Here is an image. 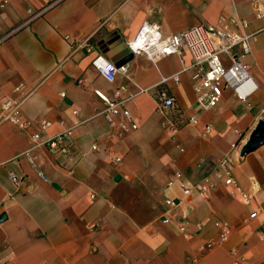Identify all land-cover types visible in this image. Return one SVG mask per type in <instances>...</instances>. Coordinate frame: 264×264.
Returning <instances> with one entry per match:
<instances>
[{
	"label": "crops",
	"instance_id": "obj_1",
	"mask_svg": "<svg viewBox=\"0 0 264 264\" xmlns=\"http://www.w3.org/2000/svg\"><path fill=\"white\" fill-rule=\"evenodd\" d=\"M255 9V0H0V104L23 98L22 117L32 122L20 131L0 121V264L264 263V144L239 155L264 118V23ZM233 18L247 19L246 30L256 32L241 57L256 85L244 101L226 88L214 107L198 109L192 70L182 71L191 62L187 53L156 62L134 55L111 82L91 65L102 53L97 42L115 31L127 44L144 21L168 34L197 24L237 29ZM119 87L135 129L102 113L95 90ZM161 88L181 113L178 127L166 125L175 110L159 106ZM41 118L50 121L44 129ZM68 127L72 173L71 162L32 139L34 132L46 139ZM155 128L160 136L149 141ZM225 154L248 200L224 183ZM11 172L22 177L18 186ZM205 178L212 186L202 195L183 193L181 184L194 188ZM132 187L147 189L152 201L133 196ZM165 198L177 202L173 210ZM185 222L183 234L178 225ZM222 223L228 236L217 241ZM210 240L217 242L204 247Z\"/></svg>",
	"mask_w": 264,
	"mask_h": 264
},
{
	"label": "built area",
	"instance_id": "obj_2",
	"mask_svg": "<svg viewBox=\"0 0 264 264\" xmlns=\"http://www.w3.org/2000/svg\"><path fill=\"white\" fill-rule=\"evenodd\" d=\"M255 3V16L264 23V0H255ZM231 23L237 29H229L226 26L215 24H197L181 31L164 34L158 24L144 21L127 46L134 55L143 54L153 62L172 54L182 56L187 53L191 62L188 66H183L182 71L188 68L192 70L191 77L198 109L207 110L220 101L226 88L231 89L237 98L243 101L256 89L248 67L241 61L242 56L250 53L256 32L246 30L249 21L245 18H233ZM91 65L99 75L110 82L115 79L118 72L125 73L126 71V66H115L114 62L103 53L96 54L91 59ZM171 77L175 81L178 80L177 74H173ZM167 79V77L162 78L161 83ZM19 88L20 86H17L15 90ZM122 89L123 87L116 88L111 93L95 90V93L104 102L105 107L102 113L107 121L114 124L115 118H119L117 122L120 126L125 129H135L137 125L132 121L129 109L125 107L128 97L121 95ZM157 99L159 106L166 113L168 110H175V118H166V125L170 128L178 127L181 113L176 110L174 98L167 93L165 88H161L157 92ZM22 102L23 98L3 100L0 104V121L10 122L20 131L31 126V120L22 117ZM195 121L194 116L188 119L189 123ZM37 124L41 129H44L50 124V121L41 118ZM32 139L37 144L48 148L62 161L71 162L66 169L69 173L73 172L75 142L72 128H64L46 139H42L39 132H34ZM92 147L95 148L96 145L93 144ZM25 155L37 173L42 175L33 157L28 152H25ZM233 161L229 154H225L219 161L220 170L225 174L224 183L231 185L235 192H238L243 199L248 200L249 194L238 185L231 173ZM175 176L180 177V172L176 171ZM10 179L16 186L22 181V177L14 172L10 173ZM211 186L212 184L206 178L194 188L181 184L182 191L187 196L202 195ZM164 204L168 208L167 211H170L176 207L177 202L171 198H165ZM256 216V210L250 212L251 218ZM162 221L169 222L170 216L165 214ZM187 225L188 222L178 225V230L186 234ZM196 225L199 227V224ZM220 226L222 230L217 241L225 240L228 236L227 224L222 223ZM217 241L210 240L204 247L209 248Z\"/></svg>",
	"mask_w": 264,
	"mask_h": 264
},
{
	"label": "water",
	"instance_id": "obj_3",
	"mask_svg": "<svg viewBox=\"0 0 264 264\" xmlns=\"http://www.w3.org/2000/svg\"><path fill=\"white\" fill-rule=\"evenodd\" d=\"M96 45L117 67L124 66L134 56L126 42L115 31L102 38ZM262 144H264V118L258 119L248 139L241 146L239 155L244 156ZM4 218L5 213L2 212L0 214V220Z\"/></svg>",
	"mask_w": 264,
	"mask_h": 264
},
{
	"label": "rangeland",
	"instance_id": "obj_4",
	"mask_svg": "<svg viewBox=\"0 0 264 264\" xmlns=\"http://www.w3.org/2000/svg\"><path fill=\"white\" fill-rule=\"evenodd\" d=\"M160 136V131L158 129H154L153 131H151V133L149 132L147 134V138L149 139V141H156V139ZM130 192L132 193L133 196L137 195L138 197L140 195L146 197V196H150V194L148 193L147 189H141L138 187H132ZM153 196H150L149 199L151 200ZM152 201V200H151ZM156 203V200L154 199L153 204ZM150 206V205H148ZM151 208H154L153 205ZM155 210H153L152 212H154Z\"/></svg>",
	"mask_w": 264,
	"mask_h": 264
}]
</instances>
